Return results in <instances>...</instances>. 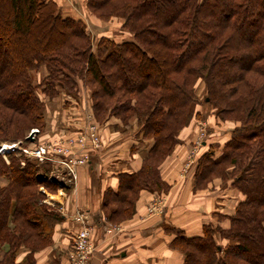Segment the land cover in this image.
<instances>
[{
	"label": "trees",
	"instance_id": "trees-1",
	"mask_svg": "<svg viewBox=\"0 0 264 264\" xmlns=\"http://www.w3.org/2000/svg\"><path fill=\"white\" fill-rule=\"evenodd\" d=\"M85 5L97 19H119L130 37L102 35L93 45L84 22L63 16L55 0H0V143L32 146L37 138L27 133L44 130L45 102L87 90L94 122L102 127L113 118L119 131L134 125L141 143L140 167L119 172L116 190L103 194L102 214L121 222L134 214L140 191L167 189L159 166L200 116L201 82L216 124L229 127L197 157L193 190L219 179L241 198L230 213H215L200 235L166 226L170 246L182 264H264V0ZM7 159L0 154V264H36L35 252L50 244L60 219L39 188L57 189L47 178L55 167L16 148Z\"/></svg>",
	"mask_w": 264,
	"mask_h": 264
},
{
	"label": "crops",
	"instance_id": "crops-1",
	"mask_svg": "<svg viewBox=\"0 0 264 264\" xmlns=\"http://www.w3.org/2000/svg\"><path fill=\"white\" fill-rule=\"evenodd\" d=\"M55 2L63 16L86 21L91 28L106 22L94 18L87 11L85 0ZM108 21L112 23V20ZM114 22L118 26L121 23L119 19H114L112 24ZM54 100L56 105L51 106H56L55 109L46 106L45 128L37 134L36 143L76 134L85 123V114L89 111L88 99L84 100L87 110L79 125L68 122L70 119L65 123L63 118L56 117L60 110H74L77 102L71 101L68 96H57ZM202 119L200 116L192 119L180 131L179 144L160 164V174L168 184L167 189L160 192L140 191L134 214L121 222L113 223L105 218L102 199L106 189L116 190L119 172L135 171L140 167L143 151L132 128L119 131L113 125L116 120H108L101 127L102 147L89 154L86 164L77 166L75 180L58 163L60 157L54 156L55 161L49 162L55 167L53 171L59 173L60 183L54 192H45L47 202L56 204L60 219L53 225L50 244L35 252L36 264H68L73 243L71 239L79 227L72 218L76 210L87 212L92 228L90 239L95 249L91 253L90 264H182V254L170 246L174 235L166 226L181 229L187 236L200 235L203 224L217 221L215 213H230L241 198L235 189L223 187L219 179L211 181L205 189L193 190L197 157L206 145L221 142L227 135V130L221 129L220 139L207 134L200 144H195L198 122ZM210 121L219 127L213 116ZM208 128L206 133H209ZM132 145L134 152L130 149ZM4 182L0 178V184ZM156 197L163 198L160 212L149 215L147 205ZM220 223L227 226L226 220ZM24 255L21 250L18 259L21 260Z\"/></svg>",
	"mask_w": 264,
	"mask_h": 264
},
{
	"label": "built area",
	"instance_id": "built-area-1",
	"mask_svg": "<svg viewBox=\"0 0 264 264\" xmlns=\"http://www.w3.org/2000/svg\"><path fill=\"white\" fill-rule=\"evenodd\" d=\"M37 133L38 129L33 128L29 131L27 137L34 140ZM101 135V127L93 121L90 112H87L85 115V123L76 134L60 136L44 143H36L29 148L20 146L19 142H14L9 145L0 144V154L4 155L5 152L8 153L16 148L39 162L55 161L53 157L57 155L60 157V159L57 160L58 163L62 165L66 173L75 180L77 166L86 164L89 159V154L98 151L102 147L103 141ZM205 136V122L199 121L195 144H200ZM57 183L60 182L58 181ZM41 191H43L45 195L47 194L45 189ZM162 199L161 197L153 199L147 205V214L151 215L160 212ZM45 201L47 202L46 198ZM72 218L79 224V227L74 232L71 239L73 243H71L68 264H90V256L95 249V245L90 239L92 228L89 223L88 214L85 211L76 210L75 213L72 214Z\"/></svg>",
	"mask_w": 264,
	"mask_h": 264
},
{
	"label": "rangeland",
	"instance_id": "rangeland-1",
	"mask_svg": "<svg viewBox=\"0 0 264 264\" xmlns=\"http://www.w3.org/2000/svg\"><path fill=\"white\" fill-rule=\"evenodd\" d=\"M95 18V17H94ZM113 20L114 19H112V23H113ZM105 21V20H104ZM84 22V24H85V28H86V30L89 32V34L90 35H92L91 36V41H92V44L93 45H95V43H96V41H97V39L101 36V35H106V36H109V37H111V38H113V39H116V40H122V39H127V38H129L130 37V35L129 34H126L125 32H123V31H121L120 30V25L118 26V24L117 23H115L114 22V24H110L109 23V21L108 20H106V22H103L102 23V25H97V27H94V28H91L88 24H87V22L86 21H83ZM4 48V46H3V44L0 42V49H3ZM42 74H43V70L42 71H40V73H39V78H40V76H42ZM202 83L201 82H199V84L197 85V91H198V95H199V99H200V101H201V103H199L197 106H196V110H198L199 112H200V118H203L202 120H200V121H204L205 122V125H206V128L207 127H209L208 128V131H209V133L207 132L206 133V135L207 134H209L210 136H213V135H215L214 137H219L218 139H220V135H221V133H222V131H221V129H224V130H227V125H225L226 127L225 128H223L222 126H220V127H216L215 125H214V123H212L211 121H210V117H212V115H211V108L206 104V102L204 103L203 102V92H202ZM79 98L78 99H72L71 101H73V102H77L76 103V107L74 108V110H72V109H65V110H60V112H58V114H56V117L57 118H63V120H64V122L66 123L67 121H68V119H70V121H68V122H70V123H73V125H79V124H81V122H82V120H83V117H84V114H85V112H86V110L87 109H85V107H86V105H85V102H84V100H86V99H88L89 97H87L88 96V91L87 90H85V89H83V88H81V89H79ZM65 96H67V95H64V97ZM60 97H62L63 98V96L62 95H60ZM69 97V96H68ZM89 100V99H88ZM59 101H62V100H59ZM62 103H64L63 101H62ZM45 105L47 106V107H51V108H53V109H55L56 108V106H54V107H52L51 105H56V103H55V100L54 99H49V100H47L46 102H45ZM70 106H73V104H70ZM67 107V106H66ZM88 107V106H87ZM78 108V109H77ZM46 110V109H45ZM87 112H89L88 110H87ZM86 112V113H87ZM86 115V114H85ZM85 119V118H84ZM61 122H62V120H61ZM63 123V122H62ZM131 128H132V130L133 131H135V129H136V127L134 126V125H132V126H130ZM35 128V127H34ZM33 129V128H32ZM31 130V129H30ZM29 130V131H30ZM28 134H29V132L27 133V136H28ZM38 134V133H37ZM37 138V136L35 137V139ZM27 139L28 140H33V139H29L28 137H27ZM37 140H38V138H37ZM36 140V141H37ZM14 142H16V141H10V142H2V143H0V144H4V145H9V144H11V143H14ZM34 144H36V142L35 143H32L31 145H34ZM20 146H22L21 145V143H20ZM23 147H25V146H23ZM29 147H31V146H29ZM28 147V148H29ZM1 155H3V154H1ZM5 155V156H4ZM4 155H3V157L5 158V160L6 161H8V159H7V152H5L4 153ZM188 162V161H187ZM47 178H49V179H55L57 182H58V179H60V175H59V173H57V172H55V171H49V173H48V177ZM40 188V190H42V189H44L42 186L41 187H39Z\"/></svg>",
	"mask_w": 264,
	"mask_h": 264
},
{
	"label": "water",
	"instance_id": "water-1",
	"mask_svg": "<svg viewBox=\"0 0 264 264\" xmlns=\"http://www.w3.org/2000/svg\"><path fill=\"white\" fill-rule=\"evenodd\" d=\"M29 138V137H28Z\"/></svg>",
	"mask_w": 264,
	"mask_h": 264
}]
</instances>
